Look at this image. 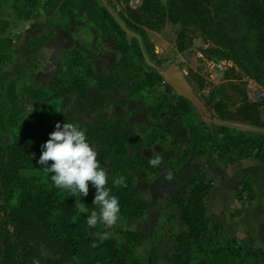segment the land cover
<instances>
[{"label": "trees", "instance_id": "16d2710c", "mask_svg": "<svg viewBox=\"0 0 264 264\" xmlns=\"http://www.w3.org/2000/svg\"><path fill=\"white\" fill-rule=\"evenodd\" d=\"M241 1L244 17L250 27L257 31V54L264 59V0ZM165 10L164 0H143L142 6L129 10V16L147 22L153 12ZM121 20L125 22L127 29L132 30L133 24L129 18L121 15ZM105 24L108 26L104 30L113 34L112 45L122 57L115 76L112 78L113 72L104 76L97 75L89 59L82 53L75 52L77 66L82 67L83 75L69 81H64L61 77L55 78L51 107L37 109L35 114L39 121L35 125L41 127L38 128V133L23 137L13 132L0 97V133L11 135L0 148V264H35L34 258L41 254L46 255L43 257V264H82L77 258H81L84 241L70 229L59 226L62 216L71 221L79 212L80 203L67 190L55 188L49 174L44 173L41 170L43 166L38 163L42 154L41 146L49 139V134L55 131V125H62L67 120L81 122V113L96 117L83 122L82 126L98 151L101 166L107 168L112 178L119 175L127 178L126 188H113L111 178L107 185L119 197L122 211L135 210L143 218L149 215L147 201L137 183L139 173L147 162L145 136L137 132L128 118H110L108 114V108L115 101L114 94H110L111 89L116 91L122 85L119 82L130 81L127 74L132 72L130 56L121 41L128 30L108 10H105ZM138 34L144 54L151 62L162 66L163 60L156 53L148 34L141 30ZM24 71L19 67L17 75H23ZM121 74L123 75L120 76ZM105 90H108L107 94ZM55 100H60V108H54ZM212 104L211 111L221 121L233 122L225 121L229 115L233 120L261 124L262 111L259 102L246 100L234 112L222 101ZM161 106L159 100L149 106L148 112L152 118L161 119L160 111L165 109ZM218 126L219 133L228 129L226 125H211L210 130L214 133L212 148L219 140ZM175 177L177 184L185 187L186 196L174 193L170 196V203L180 211L187 230L177 236L176 253L170 264H195L199 253L205 255L211 251L244 254L245 249L240 239L233 236L222 224L215 222L210 215L206 204L210 185L194 180L183 182L176 174ZM121 233L124 240L118 244L116 254L126 257L132 255L134 246L141 242L140 237L146 236L141 230L126 229ZM182 248L186 251L182 252ZM252 252L247 263L263 264L264 249ZM152 253L147 264H153V260L158 264L157 249L154 248Z\"/></svg>", "mask_w": 264, "mask_h": 264}, {"label": "rangeland", "instance_id": "374dc122", "mask_svg": "<svg viewBox=\"0 0 264 264\" xmlns=\"http://www.w3.org/2000/svg\"><path fill=\"white\" fill-rule=\"evenodd\" d=\"M164 2L166 5L165 12L155 11L147 22H142L130 18L129 10L142 6L143 0H34L28 7L27 23L30 27L28 29L22 27L19 33L13 34V37H16V42L26 43L30 54L25 53V55H21V58L15 57L11 62V69L18 77L17 70L22 67L25 70L23 73L25 79L29 69L35 66V62L31 58L35 51H45L48 45L53 44L65 51L68 44L72 45L74 42L76 45L80 44L81 47L84 46L91 51L92 57L87 58L93 68V61L97 58L96 53L98 52L96 49L99 43L103 41L113 48L107 53L109 63H117L111 69L109 68L112 66L111 64L108 67V74L113 72V78L116 74V68L119 69V61L122 57L112 45L113 34L104 30L105 26H108L105 24V10H108L122 23L124 28L127 26L121 20V15L129 18L133 24L132 30L126 28L128 31L121 39L130 56L132 72L131 74L127 73L130 81L119 82L122 84L121 87L116 91L113 89L114 93L111 89L110 94H114L115 100V93L119 90L124 91L128 98L122 101L121 104L123 105L128 104L129 99H136L139 105L141 104L142 109L146 110L149 118H151L150 120L155 123L156 128L152 129H158L159 131L161 129L163 135L164 131L167 130L165 125L162 126L166 121V117H177L179 110L181 107L183 108L175 102V99L179 96L161 76V71L173 64L180 66L196 95L205 103L207 116L212 119V122L214 121L213 118L221 120L211 111L212 103L222 101L234 112L244 101H249V94L253 91L263 93L262 99L258 102L261 104L262 116L264 117V59L257 54V31L250 27L244 17L242 1L164 0ZM23 4H27V0L23 1ZM140 30L146 32L154 43L156 53L163 60L162 66L151 62L144 54V50L139 43L141 37L138 33H140ZM20 49L22 53L21 46ZM27 50L24 52H27ZM62 50L57 49L54 55L55 61L60 60ZM65 52L68 56V51ZM221 63H226L224 71L219 68ZM63 68L64 70L57 77L69 81L73 77L70 74L74 75V72L69 73L65 64ZM79 69L83 74L82 67H79ZM53 88L55 89L54 85ZM105 92L107 94L108 90H105ZM51 96L47 98V101L36 103L37 105L34 104L33 107L26 101L27 97L23 94V106L17 105L13 109L10 106L13 112L16 111L10 117L8 115V123L13 132L22 134L21 136L25 137L26 123L36 119V113H34V116L32 114L28 116L26 109L30 107L35 112L38 111L36 109H49L52 104ZM156 100H159V104L165 107L164 110L160 111L161 119L159 120L152 118L148 112L149 106L154 105ZM170 103L174 106H169ZM59 104L60 100H55L54 108H60L58 107ZM186 104L188 107L195 109L190 102ZM20 110L22 114L19 113L21 116H18L17 111L21 112ZM173 113L177 114L173 115ZM91 116L92 119L93 117L96 118L94 115L81 113V122L77 123L82 125L83 122L89 121ZM226 119L225 121L240 122L238 119H230L229 115ZM199 120L203 121L200 113ZM34 126L32 123L33 128ZM6 136L11 137L10 134H6ZM50 163L52 162L49 161ZM146 167L149 168L147 163L142 167L137 183L148 205L151 206V211L156 214H150L149 211L148 217L143 218V215L135 210H126L121 211V219L115 226L105 228L100 224L104 228V234H106L104 236L117 241L116 244L124 240L121 233L123 230H141L146 234V236L140 237L141 242L134 246L129 260H125L126 256L117 255V259L120 260L121 264H147L149 259L151 260L154 248L157 249V252H160L157 254H161L159 261H157L158 264H168L166 262L169 259L167 251L172 248L171 240H169L170 232L167 230L170 227L167 226L166 228L165 224H161L162 222L154 225L155 218L161 217V214L165 212L162 210V206L167 199H165L167 195L151 192L152 190L146 182L148 180ZM91 186L92 184L89 182V189H94V187L90 188ZM96 210L98 211V209ZM80 214L78 212L71 221H69V218L62 216L59 226L70 229L75 233V224ZM165 216L174 220V235L178 234L179 229H181L180 211L173 207V209L167 210L163 217ZM1 220L2 215L0 214V222ZM45 256L41 254L40 257H35V264H43V257ZM77 259L84 264L82 258L78 257ZM96 261L99 262L100 260L96 259ZM152 262L155 264L156 261L153 260Z\"/></svg>", "mask_w": 264, "mask_h": 264}, {"label": "crops", "instance_id": "0c3cea01", "mask_svg": "<svg viewBox=\"0 0 264 264\" xmlns=\"http://www.w3.org/2000/svg\"><path fill=\"white\" fill-rule=\"evenodd\" d=\"M23 1L25 0H0V97L9 112V117L16 113L11 110L10 106L12 109L17 105L23 106V94L27 97L26 101L33 107L36 103L47 101L55 90L53 82L64 70V64L69 73L74 72V75L70 74L73 76L72 79L83 75L77 66L75 52L92 57L88 48L81 47L80 44L76 45L75 42L72 45L68 44L65 50L68 51V56L57 45H48L45 51H35L32 54L31 58L35 66L29 69L25 79L23 75L15 76L16 74L11 69V62L15 57L21 58V55L25 53L30 54L26 43L16 42V37H13V34L19 33L22 27L24 29L30 27L27 23L28 7L34 0H27L26 6ZM17 38L19 40V36ZM20 46L23 49L22 53ZM57 49L62 52L60 60L55 61L54 55ZM26 50L27 52H24ZM96 50L98 52L96 53L97 58L93 61L94 72L97 75H107L108 69L117 65L116 62L109 63L107 56L113 48L101 41ZM109 64L112 66L109 67ZM126 96L122 90L116 92L115 103L108 110V114L110 118H128L137 132L146 138L145 158L149 165V168L146 167L147 186L152 193L167 195L165 199H168V201L164 199L162 206L165 212L162 214L160 212L162 216L155 218L154 223L158 225L162 222L161 224H165L166 228L170 227L167 230L170 232L169 240H171L172 248L167 251L169 259L166 262L170 264V260L176 253L177 236L187 230L180 217L181 229L178 234L174 235V220L163 217L167 210L175 208L169 201L171 195L182 193L186 196L185 187L177 184L176 174L183 182L194 180L210 185L206 204L212 219L222 224L233 236L238 237L245 249L244 254L239 255H233L227 251H211L205 255L199 253L195 264H248L247 259L253 253L252 251L264 249V117H261L260 125L243 120L236 123L224 122L215 118L208 125L199 120V111L196 108L188 107L186 104L188 101L178 97L175 102L183 108L181 107L177 117H166L163 125L167 130L162 135L161 129L160 131L152 129L156 128L155 123L150 120L148 113L142 109L136 99H129L126 105L121 104L128 98ZM249 101L258 102L252 101L250 96ZM169 106H174V104L170 103ZM19 113L22 114V111H17L18 116H21ZM34 113H37L34 109L30 107L26 109L28 116L30 114L34 116ZM176 114L173 113V115ZM140 118L142 120H139ZM29 123H26L25 137L35 135L39 132L38 128H41L35 125L39 124L37 118ZM32 123L35 125L34 128ZM212 124L228 127L226 131L219 133L220 127L218 126L219 140L213 148L214 133L210 130ZM8 138L0 133V148L7 143ZM157 156L161 157V164L153 167L149 159ZM94 195L95 188L89 189L88 196L82 198L84 206L90 212L97 211L96 209L99 211V206L93 204ZM148 209L150 214H156L151 211L150 205ZM75 228V234L84 241L81 250L84 264H121L116 254L117 241L104 236L106 235L104 228L99 223L95 228L90 229L86 223V216L80 214ZM185 251L182 248V252ZM159 256L161 254H158V261ZM130 258V256L125 257V260ZM186 258L189 259V256ZM96 259L100 261L97 262Z\"/></svg>", "mask_w": 264, "mask_h": 264}, {"label": "clouds", "instance_id": "9594fccd", "mask_svg": "<svg viewBox=\"0 0 264 264\" xmlns=\"http://www.w3.org/2000/svg\"><path fill=\"white\" fill-rule=\"evenodd\" d=\"M41 147L38 161L43 166L41 170L49 174L55 188L67 190L70 196L77 197L79 212L86 216L88 227L95 228L98 223L105 228L115 226L121 219L122 209L119 197L107 185L111 178L113 188H126L127 178L124 175L112 178L107 168L101 166L98 151L85 128L68 120L62 125L57 123L55 131ZM149 163L157 167L161 164V157L150 158ZM89 182L95 188L93 204L99 206L98 212H90L82 201L89 194Z\"/></svg>", "mask_w": 264, "mask_h": 264}, {"label": "water", "instance_id": "95a60500", "mask_svg": "<svg viewBox=\"0 0 264 264\" xmlns=\"http://www.w3.org/2000/svg\"><path fill=\"white\" fill-rule=\"evenodd\" d=\"M161 76L175 91L176 95L191 102L192 105L199 111L203 121L210 125L212 119L207 116L205 103L196 95L180 66L173 64L164 68L161 71Z\"/></svg>", "mask_w": 264, "mask_h": 264}, {"label": "built area", "instance_id": "2783aa9c", "mask_svg": "<svg viewBox=\"0 0 264 264\" xmlns=\"http://www.w3.org/2000/svg\"><path fill=\"white\" fill-rule=\"evenodd\" d=\"M219 68L224 71L226 69V63H221L219 65ZM249 96L251 97V100L252 101H259L262 99L263 97V93L262 92H256V91H253L249 94Z\"/></svg>", "mask_w": 264, "mask_h": 264}]
</instances>
